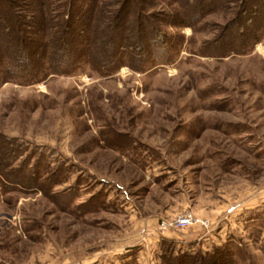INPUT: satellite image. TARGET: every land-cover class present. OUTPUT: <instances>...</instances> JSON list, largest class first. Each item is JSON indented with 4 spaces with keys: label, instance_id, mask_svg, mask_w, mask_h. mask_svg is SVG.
<instances>
[{
    "label": "rangeland",
    "instance_id": "rangeland-1",
    "mask_svg": "<svg viewBox=\"0 0 264 264\" xmlns=\"http://www.w3.org/2000/svg\"><path fill=\"white\" fill-rule=\"evenodd\" d=\"M140 1L169 48L139 69L0 85V264H164L162 236L264 264V0L221 45L243 0ZM22 164L48 188L11 187ZM185 211L208 227L163 228Z\"/></svg>",
    "mask_w": 264,
    "mask_h": 264
},
{
    "label": "trees",
    "instance_id": "trees-1",
    "mask_svg": "<svg viewBox=\"0 0 264 264\" xmlns=\"http://www.w3.org/2000/svg\"><path fill=\"white\" fill-rule=\"evenodd\" d=\"M139 2L122 0L117 7H109L106 0H0V85L20 73L38 80L50 72H71L81 63L91 64L102 74L114 72L123 63L138 68L133 61L145 60L153 53L152 45L169 48L166 33ZM242 2L225 31L214 39L215 44L221 45L235 28L244 30L243 22L252 19L245 18L249 9L253 13L259 10L250 0ZM39 72L43 75L38 76ZM7 139L0 143L3 165L7 164L4 158L15 150L7 146ZM24 169L22 164L8 170L15 183L11 187L48 188L39 181L35 168L26 177ZM160 244L164 264H232L224 247L204 254L175 253L174 239L162 236Z\"/></svg>",
    "mask_w": 264,
    "mask_h": 264
},
{
    "label": "built area",
    "instance_id": "built-area-1",
    "mask_svg": "<svg viewBox=\"0 0 264 264\" xmlns=\"http://www.w3.org/2000/svg\"><path fill=\"white\" fill-rule=\"evenodd\" d=\"M194 223H199L203 225V227H208L209 220L207 218L200 217L194 214L192 211H185L182 214L170 219L163 220L162 226L163 228H174V229H183L187 226H190Z\"/></svg>",
    "mask_w": 264,
    "mask_h": 264
},
{
    "label": "crops",
    "instance_id": "crops-1",
    "mask_svg": "<svg viewBox=\"0 0 264 264\" xmlns=\"http://www.w3.org/2000/svg\"><path fill=\"white\" fill-rule=\"evenodd\" d=\"M192 230V229H191ZM193 240V239H192Z\"/></svg>",
    "mask_w": 264,
    "mask_h": 264
}]
</instances>
